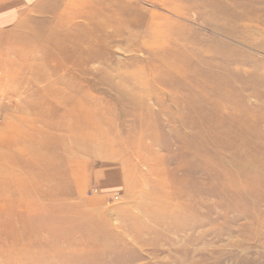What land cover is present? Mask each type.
<instances>
[{"label": "rangeland", "instance_id": "374dc122", "mask_svg": "<svg viewBox=\"0 0 264 264\" xmlns=\"http://www.w3.org/2000/svg\"><path fill=\"white\" fill-rule=\"evenodd\" d=\"M152 20L180 44L188 39L264 73V0H0V264L23 256V202L3 187L17 169L37 194L27 201L58 215L53 232L31 248L54 249L31 264H264V223L247 212L249 205L264 217L262 150L233 157L229 148L214 155L202 144L195 126L208 130L217 119L210 111L190 115L179 85L162 82L164 64L154 65L152 54L165 46L155 41ZM72 90L111 129L99 145L86 136L94 151L67 163L69 152L32 141L62 136L57 126L73 124L50 109ZM260 104L252 98L246 107ZM193 138V153L184 154L178 143ZM16 145L45 161L16 163ZM230 196L244 203L235 206Z\"/></svg>", "mask_w": 264, "mask_h": 264}, {"label": "bare ground", "instance_id": "6f19581e", "mask_svg": "<svg viewBox=\"0 0 264 264\" xmlns=\"http://www.w3.org/2000/svg\"><path fill=\"white\" fill-rule=\"evenodd\" d=\"M235 1L242 2V0ZM259 7L261 8V6ZM162 20H165L167 23L171 19L163 17ZM163 25L164 24H162V21H151V26L154 27L153 36L155 41H157V43L159 42L160 44H164L163 46H165L164 49H159L157 52L152 54L154 65L158 63L164 64L165 78H162V82L168 83L170 80H172L170 83H177L179 85L178 91L176 93L180 96V103H185L187 105L190 115L192 114L193 116H197L203 111H210V114L217 119L215 123L209 125L210 128L208 130L203 129L200 126H195V134L200 136L203 135L201 139L202 144L205 146L207 145V148L214 147L215 151L211 150L214 155L222 148H229L228 152H230V155H233V157L239 155L242 151V156L247 157V155H251L253 152H257L258 150H262L260 156H264V73L258 72V70L255 68L244 70L239 69L234 64L238 63L240 60L219 52L209 54L208 51L198 49L195 44H193V42H189L188 39V42L185 41L183 44H180L177 41L179 37H173V35L170 34L168 35V33L164 31L165 29ZM21 27L23 28V26ZM185 38H187V36ZM240 39L247 45H254L252 43V39L249 37H243ZM153 43L147 47H153ZM14 48H16V46ZM254 48L256 50L260 49L259 47ZM84 59L87 60L86 62H88L89 60L91 61L92 58L87 57V59ZM246 91H249V93L245 94ZM185 92L188 93V97L187 101L183 102V95L181 94ZM58 98L60 99V103L62 105L61 107L57 106V108L49 107L52 109V115L59 117V119L64 122H67V120H72L74 121L73 124L62 123L57 126V129L64 133L62 136L56 137L52 135V139L45 138L41 141H32V143L37 144V146L38 144L42 146L55 144L54 146L58 148L57 151L61 154L66 155V152H69L68 156H66V159L67 163H71L70 156L73 159L74 157L81 159L84 154H89L94 151L93 147L85 146L86 136H89V138L94 136L96 139V144L99 145L106 141L107 135L109 133L108 131L111 128L106 124H101L97 117L99 112L93 109L95 105L89 104L88 102H83L82 99L77 96L74 90L67 93L66 95H61ZM216 98L223 100V102H215L214 100ZM252 98L261 104L257 108L250 107L248 109L246 107V102L248 99L251 100ZM154 101L156 100L154 99ZM42 104L46 105L44 103ZM239 108L244 109L245 112L239 110ZM250 109L254 110L251 111ZM146 110L148 111V108H146ZM236 111L239 113V115L234 114ZM89 117H95V122H88L85 124L84 122H87ZM82 130L86 133L83 136L79 134V131ZM97 130L102 132V137L98 135L96 136L94 134L95 132L97 133ZM195 139L197 138H193L192 143L188 145L181 144L177 140L179 142H177L179 149L181 151L183 150L184 154L193 153L194 146H196L193 144ZM20 141H25V138L20 139ZM3 142H7V139L3 140ZM3 142L1 141L2 145L4 146ZM7 145L10 144L7 143ZM16 146L19 155L11 156V159H16V163H32L34 161H39L41 164H43L45 161V156H41L36 151L30 152V149L24 147L22 148L19 145ZM210 158L211 156L203 160L199 167L204 168L206 165L211 164L213 161ZM223 163L224 162H219L221 166H223ZM15 171H18V169L9 172H12V176H17L14 178L15 180L9 179V183L3 185V187H6V189L10 191L11 194H13L15 197H19V199L23 202L22 208L19 209L21 213H23V217L21 219L23 224L22 234L26 239L24 240V249L22 252L23 256L19 258L15 264H31V262H35L34 259L41 260V257H48L50 252L54 249V246H50L47 247V249L41 248L40 251L31 250L34 244H40L43 242V237L45 236L44 234L49 235L53 232L51 230L50 221L55 220L58 215H46L44 214V212H47L46 208H44L41 204H38L37 201L34 202L32 200L33 203L27 201L29 197L35 198L31 196L32 194H37L34 189L29 187L30 184H26V179H24L22 176L18 177L17 174L13 173ZM47 172L50 173L49 176H53V171L49 170ZM49 176L46 180L50 179ZM235 180H238V178ZM251 180L253 183L254 178ZM238 183L239 187L237 188L238 191H240L243 185L240 186L241 182ZM57 190L58 189L54 186L46 191V193L48 196H51V194ZM230 198L231 203H233L235 206H239L240 204L244 203V199H242V197H240L239 200L232 196H230ZM64 212L68 213L69 208H65ZM247 212L248 216L253 218L256 222L258 220L259 224L264 223V217L258 216L260 219H256L254 209L249 205L247 206ZM6 254L10 258L12 257L11 255H14L13 252H8Z\"/></svg>", "mask_w": 264, "mask_h": 264}]
</instances>
